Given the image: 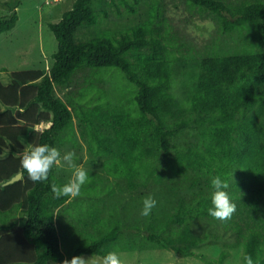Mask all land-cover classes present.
<instances>
[{
  "label": "trees",
  "instance_id": "16d2710c",
  "mask_svg": "<svg viewBox=\"0 0 264 264\" xmlns=\"http://www.w3.org/2000/svg\"><path fill=\"white\" fill-rule=\"evenodd\" d=\"M154 1L133 24L77 40L76 32L107 18L109 7L136 15L142 0H74L48 25L57 41L48 70H15L8 83L0 79V264H61L133 248L193 256L194 247L219 240V231L234 233L243 257L264 264V0H185L215 22V40L224 37V45L203 52L174 40ZM20 3L5 1L9 13L0 17V34L15 27ZM110 68L135 87L132 108L88 99L94 83L103 85L98 72ZM86 71L75 98L56 95ZM73 117L100 173L86 169L90 182L78 197L55 199L51 185L67 181L57 166L48 181L30 180L17 155L20 138L57 149L77 144ZM41 122L50 126L33 130ZM18 173L19 180L1 186ZM216 175L229 183L236 205L224 221L208 214ZM149 195L162 203L160 214L154 208L125 229L126 212ZM126 235L131 244L118 245Z\"/></svg>",
  "mask_w": 264,
  "mask_h": 264
},
{
  "label": "rangeland",
  "instance_id": "374dc122",
  "mask_svg": "<svg viewBox=\"0 0 264 264\" xmlns=\"http://www.w3.org/2000/svg\"><path fill=\"white\" fill-rule=\"evenodd\" d=\"M5 1L0 0V17L9 13V9L5 5ZM154 0H142L138 13L136 15H127L126 10L120 7V14L117 15L114 8H108V16L105 19H100L99 24L91 28H82L76 32V39L80 40L88 36L92 31L101 30H119L127 25L133 24L140 16L143 17L146 10L153 4ZM161 8L162 17L168 25L171 36L175 41H179L186 46L192 48L194 52L207 51L215 42L224 45V37L217 39L219 33L215 22L205 15L201 14L197 9L190 7L185 0H155ZM154 1V2H155ZM231 3H239L243 0H230ZM74 0H21V3L16 8L18 20L13 29L6 33L0 34V79L3 83H8L9 72L15 70H35L41 69L44 72L53 61L52 54L57 49V41L49 29L50 23H57L62 14L72 7ZM232 41H228V45H232ZM76 74L73 78L72 84L69 88L63 91L56 90V95L63 100H67L68 95L70 98H75L76 94L86 84L84 75ZM97 75V73H94ZM100 79L103 78L104 82L102 87H92L89 89L91 96L88 95L89 100H94L96 96L99 99H108L111 103H123L126 107L134 106L135 87L129 83L122 72L116 68L102 69L97 75ZM95 82V81H94ZM5 109L0 104V113ZM16 109L12 113L16 114ZM73 111V110H72ZM22 112V111H20ZM20 125L25 124L22 120H17ZM40 124V123H39ZM50 122L46 124L48 126ZM73 124L76 131L77 144L65 142L58 147L61 155L66 152L73 151L76 155V163L83 165L85 169L90 171H97L99 159L91 157L87 150V144L79 138L77 120L73 117ZM33 130L41 131V129L33 128ZM27 147V137L20 138ZM11 152L10 147L3 149L1 157H7ZM91 161V164H88ZM57 171L60 176L67 181L71 175V171L65 166H57ZM102 175V174H101ZM100 190V187L97 189ZM128 199L127 201H129ZM143 200H137L133 203L129 212H126L124 217L123 226L129 224L142 223L144 216L141 215L143 207ZM108 207L114 206L116 201L107 200ZM119 204V203H118ZM155 207L156 214L159 215L162 203H158ZM57 226L60 231L66 229V225L58 218ZM220 239L217 241H209L202 243L192 250L195 255L181 256L171 250L164 248H145L131 250L117 251L127 264H241L243 260V246L238 243L237 237L234 233H225L219 231ZM131 237L127 235L118 243V245H130ZM64 251H66L63 248ZM226 252L223 261L218 263L217 260L222 252ZM85 258L92 257L93 260L99 262L102 258L98 255L83 254ZM211 260V262H210ZM213 261V262H212ZM48 264H57L49 261Z\"/></svg>",
  "mask_w": 264,
  "mask_h": 264
},
{
  "label": "clouds",
  "instance_id": "9594fccd",
  "mask_svg": "<svg viewBox=\"0 0 264 264\" xmlns=\"http://www.w3.org/2000/svg\"><path fill=\"white\" fill-rule=\"evenodd\" d=\"M49 126L50 124L46 128ZM17 155L22 169L34 183L48 181L49 173L54 166H66L71 171L67 182L62 185L56 183L51 185V191L55 199L61 197L75 199L81 194L82 187L90 182L88 171L83 165L75 162L76 155L73 151L66 152L62 156L56 147L48 144H35L22 148ZM228 188L229 183L221 176L216 175L211 178L212 191L210 198L212 207L208 208V214L214 219L221 221L231 219L236 211V205L230 199ZM142 203L141 215L144 217L150 216L152 210L157 206V200L151 195L145 197ZM61 264H127V261L117 251L113 250L107 252L99 262L93 260L92 257L85 258L82 255H76L71 259L65 258ZM243 264H254L252 256L245 255Z\"/></svg>",
  "mask_w": 264,
  "mask_h": 264
},
{
  "label": "water",
  "instance_id": "95a60500",
  "mask_svg": "<svg viewBox=\"0 0 264 264\" xmlns=\"http://www.w3.org/2000/svg\"><path fill=\"white\" fill-rule=\"evenodd\" d=\"M20 177H21V174L18 173L17 175L11 177L9 180H7V181H5L4 183H2L1 186H5V185H7V184H11V183H13V182L19 180Z\"/></svg>",
  "mask_w": 264,
  "mask_h": 264
},
{
  "label": "built area",
  "instance_id": "2783aa9c",
  "mask_svg": "<svg viewBox=\"0 0 264 264\" xmlns=\"http://www.w3.org/2000/svg\"><path fill=\"white\" fill-rule=\"evenodd\" d=\"M47 126H46V124H44V123H40V124H37L36 125V129H41V131L44 129V128H46ZM35 128V127H34Z\"/></svg>",
  "mask_w": 264,
  "mask_h": 264
}]
</instances>
